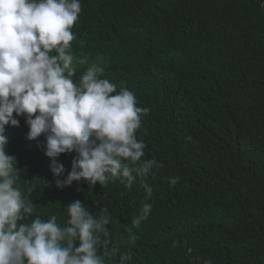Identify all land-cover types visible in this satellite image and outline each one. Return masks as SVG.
<instances>
[{"label":"trees","instance_id":"trees-1","mask_svg":"<svg viewBox=\"0 0 264 264\" xmlns=\"http://www.w3.org/2000/svg\"><path fill=\"white\" fill-rule=\"evenodd\" d=\"M80 3L73 80L100 64L101 78L150 109L136 136L144 159L163 164L145 179L152 212L132 225L145 199L139 178L130 189L120 180L91 191L83 180L56 188L45 138L28 140L21 116L19 126H6V152L21 170L22 191L34 185V211L22 222L55 215L67 226L64 206L79 200L111 217L105 264L129 252V264H264V0ZM74 155L57 158L65 176Z\"/></svg>","mask_w":264,"mask_h":264},{"label":"clouds","instance_id":"clouds-1","mask_svg":"<svg viewBox=\"0 0 264 264\" xmlns=\"http://www.w3.org/2000/svg\"><path fill=\"white\" fill-rule=\"evenodd\" d=\"M80 12V0H0V264H105L112 244L107 209L97 216L79 200L64 206L67 226L55 215L22 222L34 211L29 199L34 185L22 191L21 170L6 152V126H19L16 117L25 118L28 140L44 136L56 188L83 180L91 191L120 180L130 189L139 178L145 199L132 225L139 227L152 212L145 179L163 164L144 159L145 144L136 136L150 109L137 106L133 91L117 90L101 78L100 64L89 65L78 83L73 80L72 27ZM65 153H75L66 176L57 162ZM179 179L170 177L169 184ZM131 260L130 252L122 253L119 264Z\"/></svg>","mask_w":264,"mask_h":264},{"label":"water","instance_id":"water-1","mask_svg":"<svg viewBox=\"0 0 264 264\" xmlns=\"http://www.w3.org/2000/svg\"><path fill=\"white\" fill-rule=\"evenodd\" d=\"M262 4V3H261Z\"/></svg>","mask_w":264,"mask_h":264}]
</instances>
